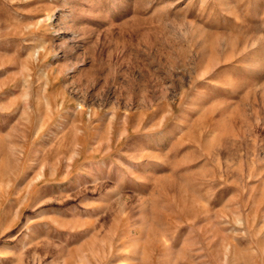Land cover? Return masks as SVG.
<instances>
[{
  "label": "rangeland",
  "instance_id": "374dc122",
  "mask_svg": "<svg viewBox=\"0 0 264 264\" xmlns=\"http://www.w3.org/2000/svg\"><path fill=\"white\" fill-rule=\"evenodd\" d=\"M0 264H264V0H0Z\"/></svg>",
  "mask_w": 264,
  "mask_h": 264
}]
</instances>
